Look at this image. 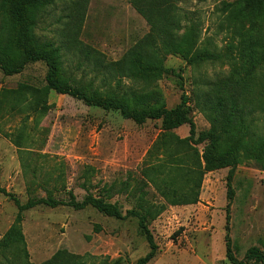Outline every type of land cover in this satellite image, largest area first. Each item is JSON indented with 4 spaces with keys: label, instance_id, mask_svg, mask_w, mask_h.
Listing matches in <instances>:
<instances>
[{
    "label": "rangeland",
    "instance_id": "374dc122",
    "mask_svg": "<svg viewBox=\"0 0 264 264\" xmlns=\"http://www.w3.org/2000/svg\"><path fill=\"white\" fill-rule=\"evenodd\" d=\"M135 1L144 8L171 5L175 20L183 28L195 29L198 50L207 48L235 63L223 60L190 67L167 57L165 68L181 80L167 75L144 83L119 76L108 64L119 61L150 30L130 0H57L36 11L33 35L57 52L66 77L101 91L113 90L127 98L155 93L167 109L176 107L185 93L197 132L211 129L197 106L217 86L256 89L264 83V23L252 27L235 21L225 6L238 0ZM4 28L0 12V38ZM45 74L42 64L30 65L13 77L0 72V90L40 85ZM48 104L49 112L31 117L23 131L22 116L0 112L1 188L25 204L45 198L48 192L65 201L71 192L80 201L85 184L93 195L110 191L111 196L104 194L107 202L116 203L122 213L131 210L134 201L128 195L139 179L147 151L160 134V122L148 121L138 127L117 112L89 108L55 93L50 94ZM255 124L253 132L264 139V115ZM3 134L17 137L21 148ZM175 135L186 138L188 127H181ZM227 172L205 176L198 204L167 207L150 223L158 250L149 264H229L224 243ZM124 184L127 191L120 190ZM232 188L231 249L242 260L251 248L264 252V159L245 160L235 171ZM145 192L153 203L162 202L150 188ZM16 213L13 202L0 194V240ZM22 229L30 264H46L56 254H60L57 264H66V255L84 258L85 264H125L149 252L136 220L106 218L91 208L76 212L39 206L23 214Z\"/></svg>",
    "mask_w": 264,
    "mask_h": 264
},
{
    "label": "trees",
    "instance_id": "16d2710c",
    "mask_svg": "<svg viewBox=\"0 0 264 264\" xmlns=\"http://www.w3.org/2000/svg\"><path fill=\"white\" fill-rule=\"evenodd\" d=\"M55 1L0 0V12L5 24V35L0 38V72L4 77H13L22 74L30 65L42 64L46 68L44 81L40 85L20 84L15 90H0V112L22 116L23 131L31 117H42L49 112V96L55 93L80 101L89 108L117 112L123 120L138 127L148 121L160 122V134L147 151L139 179L135 180L128 195L134 201V206L125 213L116 203L107 202L110 191L105 189L102 195H93L85 184L82 185L85 195L80 201L71 192L67 193V201L56 200L54 194L48 192L45 198L30 199L25 204L0 186V194L9 198L17 211L12 225L0 240V264H30L22 229L23 214L39 206L49 209L67 207L76 212L91 208L106 218L136 220L149 252L136 262L125 264H149L158 250L148 228L150 223L167 207L198 204L205 176L221 170H228L225 180V258L229 264H264V252L257 248L249 249L243 259L238 260L231 249L229 229L235 171L245 160L253 157L264 159V139L253 132L258 117L264 115V83L256 89L217 86L197 106L208 119L211 129L197 132L185 93L176 107L167 109L164 100L155 93L127 98L119 96L116 91H101L91 84L66 77L57 52L33 35L36 11ZM130 3L145 19L150 30L119 61L108 64L119 76L144 83L157 82L167 75L176 76L165 68L167 57H176L190 67L217 64L223 60L235 63V59L207 48L198 50L195 29L193 26L183 28L175 20L171 5L155 7L148 4V8H144L135 0H130ZM225 10L233 14L235 21H245L252 27L264 23V0H238L234 5H226ZM182 30L183 34L179 35ZM176 77L181 80L180 76ZM184 126L188 127V136L181 139L175 135V131ZM3 137L18 149L21 148L17 137L11 134H3ZM147 188L163 203L156 204L147 199ZM127 189L124 184L120 190ZM104 194H107L106 197ZM59 256L56 254L46 264H57ZM65 258L68 259L66 264H85L84 258L67 255Z\"/></svg>",
    "mask_w": 264,
    "mask_h": 264
}]
</instances>
